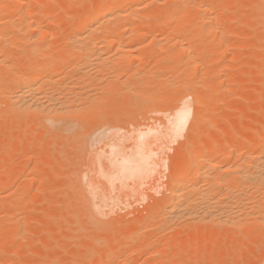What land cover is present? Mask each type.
<instances>
[{
  "label": "rangeland",
  "instance_id": "1",
  "mask_svg": "<svg viewBox=\"0 0 264 264\" xmlns=\"http://www.w3.org/2000/svg\"><path fill=\"white\" fill-rule=\"evenodd\" d=\"M30 1L34 5V6L32 5V9L34 7L35 11H36V8H37V11H36L37 14H35L36 17L34 16L35 17L34 19H35V22H38V23L41 20L40 22L42 24V26H41L42 32L47 31L49 33H53V35H54L53 37H51L52 39L51 38H50V40L48 39L49 41L47 42L46 45H48V44H50L51 46L57 45V48H59L60 45L62 46V47L60 46L61 49L60 48H59V50L57 49L58 51L55 54L54 53L52 54L51 49H50V51L48 50L49 57L54 58L57 56V61L62 63V66L65 67L66 64H64V63H68L69 59H68V56L66 54V50L63 49V47H64L63 44H65V41L67 39L66 38L67 35L65 34V32H63V30L65 31V29L67 27L66 25L68 24V27L70 28L69 29V32H70L69 35L74 34V32L77 30L75 28V21H74L75 20L74 19V13H75L76 8L79 7L82 9H84V8L87 9L89 4H92L94 0H80V1L79 0H38L39 3L37 2V0H30ZM32 1H34V2H32ZM147 1L148 0H146L144 2L146 4L143 3L145 6L143 5V6H141L142 8H140V12H143L144 14H146L147 20L148 19L150 20V21L148 20L149 21V24H147L148 26H142V25H140V23H138L139 27L144 28L142 36H140L138 38L134 37V39L131 40L129 38V35H128V33L130 34V27L127 25V22H124V21L120 22L121 26L115 25L116 29L113 28L115 31L118 30L117 32H119V33L121 32V34L123 33V36L125 35V37L127 38V40H126L124 37V39H125L124 41H126L127 44L128 43L131 44L133 49H134V51L132 52L133 54H130V56H129V63L127 65L128 69H126V71H123L121 69L122 64L126 65L123 62L124 60H122V58H121V60L119 61L120 64L122 63L121 66L119 63L116 64L118 73L114 70L115 69L114 65L118 61L114 63V65H113L114 69L112 68L113 71L111 70V72H110L108 69L107 72L108 73L110 72L111 76L117 75L118 78H117V76H116V78L122 82H123V80L125 82V80L134 79V80H136L135 81L136 83L138 81H139L138 83H140L141 80L146 84L148 83L147 85H151V83H153L152 85L155 86L156 89L159 88L156 86L159 85L160 81L163 78L165 79V77H166V78L170 79L171 87L173 88V89H171V91L173 90V92L171 93V91H170V94H171L170 96L173 97L171 99H174L176 101L177 97H179L178 95L183 96L185 94L186 90L183 88L179 89V87L177 85H175L176 83L174 84L175 77L177 78L179 75L183 74V71L187 67L189 68V66L191 67V66L198 65L195 75H193V77H191V81L196 83L197 87L199 88L198 90L200 92L205 93L206 90L202 91L203 85H205V83L209 84V85H213L214 83L219 82L221 80L224 81V83H223L224 91H222L219 95V99L224 103V107L222 109H220V111H219L220 114L218 113L219 114L218 116H220V121L217 124V128L214 129V127H212L210 125L209 121L206 122L208 128H211V129H209V133H211V134L215 133L213 136L216 138V141H217L216 143L219 146V148H221V149L225 148L224 150L226 152L230 153V151L232 152V150L234 149V147L232 148V146H235V144L233 142H235V141L239 142V141H242V140H245V139H248L249 137H251V133L253 131V130H251V128L252 129L256 128L258 130V132L262 131V129H263L262 126L264 125V79H263L264 78V52H263L264 49H262V48H264V46H263L264 45V19H263L264 18V0H225V1L222 0L224 2L219 1L221 6H223V5L226 6V8H225L226 10L225 9H224V11L218 10L217 11L218 13L217 12L214 13L211 16L212 20L207 19L206 23L203 25L204 27L203 26L202 27L201 26H197V27L194 26V28H192L193 26L192 27L190 26L192 28L191 31L189 32V34H191V36L188 34V38L190 39L191 42L187 38L186 42H184V43L179 41V40H181L180 35L184 34L185 29L190 28L189 25H186L187 24L186 22L191 23V20L194 18V15H191L190 17L186 16L184 18V21H186L185 25L178 26L179 28L172 26V25H167V26L163 25L164 27L162 25H158V27H155V25H156V24H154L155 19L160 18V16H162L161 18L164 17L163 19H167V18H169L170 15L169 14L164 15L163 12L161 13V12H159V10L152 8L150 6V0L148 2ZM154 1L156 2V0H154ZM157 1H159V4H160V5H158V3L156 2L158 6L164 5V7L165 6L167 7L168 3H169V5H171V4L178 5V3H179L180 5H184V6H190L191 3H192L191 5L196 4V3H197L196 5H204V4L206 5L207 3L208 4H210V2L212 3V0H204V1L203 0H171V1H169V0H162V1L157 0ZM184 1H185V3H184ZM213 1H215V0H213ZM22 2L27 3L28 0H26V1L22 0ZM174 2H175V4H174ZM176 2H177V4H176ZM262 2H263V4H262ZM41 4H42V6H40ZM141 9H144V11ZM50 12H52L51 16L49 15ZM140 12H139V17L144 16V15H142L143 13L140 14ZM245 12H248L249 14H247V13L245 14ZM148 13H150V14L148 15ZM192 13H193V11H192ZM251 13H253V14H251ZM44 16H45V18H44ZM16 18L18 19L19 17L17 16L14 19V20L18 21L19 19L17 20ZM252 19H254V20H252ZM46 20H48V21L46 22ZM231 20H232V23H230ZM48 23H51V25H48ZM153 25H154V27H153ZM190 25H192V24H190ZM115 26H113V27H115ZM118 26H120V27H118ZM185 26H187V27H185ZM137 27H138V25H137ZM199 27H201V28H199ZM222 27H224V28H222ZM177 28L179 31H177ZM53 30H54V32H53ZM205 32H206V34H205ZM206 35H207V37H206ZM200 37L202 39L198 40ZM153 38H155V39L153 40ZM194 39L197 42H195ZM225 40H227V41H225ZM131 41H133V42H131ZM143 41H144V43H143ZM193 41H194V43H193ZM218 44L220 47H218ZM190 45H191V47H190ZM226 45L227 46L229 45L230 48L229 47L226 48ZM249 45H250V47H249ZM260 45H261V47H260ZM146 46H148V47H146ZM234 47H236V48H234ZM156 48H157V50H156ZM182 48H186L187 50H191L192 53L199 51L200 53H203L207 56L211 55V60L208 61L207 63L204 62V64H203L202 63L203 61L201 62L200 59H197L198 57L195 58L196 53H195V55L192 54L190 56V57H193V59H191V58H189L188 54L187 53L184 54L183 51L180 53H183L184 55L180 54V56H178L179 58L176 59V57H173V56L171 57L172 52L181 51ZM224 48H226V49H224ZM176 49H177V51H176ZM259 49H261L263 51H261ZM156 51H157V53H155ZM218 51H221V52H218ZM148 52H151V54L150 53L148 54ZM152 52H154V54ZM19 54H20V56L19 57L17 56L18 58H20L21 55H23L22 52L21 53L19 52ZM140 57L145 60L144 65L141 64V60H140L141 58ZM192 62H194V63H192ZM169 63H170V65H169ZM188 64H192V65L188 66ZM184 66H186V68ZM226 66H227V68H225ZM111 67H112V65H111ZM111 67H110V69H111ZM252 67H254V68H252ZM65 68L67 71L69 67L67 68V66H66ZM174 68L175 69L180 68V71L178 72L177 75H174V71H175ZM138 69H141V70H138ZM149 70H151V73H148V72H150ZM152 71H154V72H152ZM114 72L116 75L113 74ZM125 72H127V73H125ZM234 73H235V75H234ZM103 74L106 75V73H99L98 76L99 75L104 76ZM107 75H109V74H107ZM107 77L108 76H105L104 79H106ZM158 77H159L160 81H159ZM117 79H115V80H117ZM134 80H132V81L134 82ZM155 80H156V82H154ZM122 82H121V84L124 85V83H122ZM141 84L142 83H140V85ZM146 84H145V86L144 85L143 86L146 88L147 87L149 88L150 86H147ZM122 85L118 84L119 87H121ZM140 85H138L140 87V89H139V87H137V89L144 91L141 87L142 85L141 86ZM152 85L149 89L147 88L149 91L146 90L147 91L146 93L149 94L152 91V89H154L152 87ZM176 87L178 88V90L182 89V91H178ZM123 88L121 90H123ZM146 88H144V89H146ZM125 89L126 88H124L123 91H116V93L115 92L111 93V94H113L112 95L113 98H111V99H113L112 101H114V102L109 101L110 98L105 99V96H107V92L103 93V91H102V93H101V91L96 92L97 89H95L96 91L93 90L94 91L93 93H95V92L99 93V96L103 97L102 100H104V101L106 100L105 102L101 101V104H99L100 102L97 103V101H96L97 105L99 104L101 106L100 107L98 105L96 107L98 110L97 113L95 112L96 111V108H95L96 105L94 106L93 104H90V106L92 105L91 107L94 106L93 109H95V111L92 110L93 113H96V115H97L96 117L99 116V118L95 117L96 120H94L91 117V113H88L87 112L88 110H87L84 112V116H85V113L87 112L86 117H81L82 119L80 117H78V119L74 118L77 121H75L74 119H71V121L74 120L72 127H74V124H75L76 128L78 127V129H76V131H74V133L72 132L73 133L72 135H71V131H70V133L64 132V135L66 133L67 134L66 136H68L67 138L65 137L66 139L63 138L64 137L63 134H61L62 137L58 136V134L62 131L61 129L64 127H65L64 131L70 130L71 122H70V128H69L68 127L69 121H70L69 119H67V121L69 120L68 122L65 120H64V122L62 121L63 124H65V122H67L66 124H68V125H63V124H61L62 122L59 123L58 126L60 128L58 127L59 131L57 130V139L58 140L56 142H53V143H49L48 139L46 137L42 136L41 129H39V128H38L39 131L36 130L37 132L34 130V128L33 129L29 128V131L27 130V132H26V129H24L23 126H19V125L16 126L15 125L12 129L0 130V148H1L0 149V164L3 166L2 168H0V170L2 169L1 170L2 173L0 172L1 173L0 174V182H2V184H0V213L3 212L2 213L3 216H1V214H0V223L3 225V229L0 230V232L3 231L0 233V253H1L0 254L1 255L0 256V259H1L0 263H2V264H97L99 261L104 259L108 250L113 249L114 253L111 254L112 260L109 261V264H158V262L161 260V257L163 256L162 254H163V251L165 250L164 248L166 247L167 249H169V250L166 249L167 251H169V253L170 252L171 253L174 252V253L170 254L172 256H169V259H168L169 261L167 260L165 262V264H258V261L261 260L262 255H263V248H264L263 242L264 241L261 242L262 237H256V234L254 237V234H252V233H251L252 235H250V233H244V231L242 229H240L239 230L240 232H239L238 229L235 230V229H231L229 227L227 229V231L229 229L233 230V231L229 230L232 234L228 231L227 235L225 237H222L223 235L221 236V233L223 234L225 232V230H223L224 228H221L222 231L219 234L218 231H220L219 230L220 228H216V227H219L218 225L216 226V223L212 224L213 222H211V221H210L211 223L210 222L208 223V220H207L205 222L207 225L203 224L204 226L202 225L203 226L202 227L203 229H202V228H199V227H201L200 221H198L200 223H197V220H195L196 221L195 222L189 218H186L187 220L185 218L184 219H185V221H188L190 224L188 222H187V224H185L186 222L184 220H182V221H184V223H183L180 219H178L179 222L180 221L182 222V225H180L181 223H179L177 220L176 221L178 223H175V222L174 223L177 224L179 228L173 226L172 223H168V226L170 224L173 227L170 226L169 228H166V227H168L166 225L167 224V222L165 220L166 217H163V216H167V214L165 213L166 214L165 215L163 211L161 213H159L161 210L158 208L159 207L161 208L160 205H163V202L165 203V201H166L165 198L167 197L166 194L168 195L169 189L171 188L170 186L172 185V182H174V179H175L174 172L178 171V170H176V168L177 169L182 168L180 166L181 165L183 166V162H182L183 160L182 159L184 158V156H188L190 159L191 154H192V156L195 154V153H191V150L193 151V149H195V148L196 149L198 148V150H199L201 148L200 147L201 145L198 144L199 141H196L197 143L196 142L191 143L187 139V137H185L188 135L187 131H185V133L183 132L184 134L182 133L177 138L165 136V137H163V139L161 140L160 143L158 142L156 145L153 146L154 150L150 151V152H152L153 156H151L152 154L149 153V156H150L149 159H151L149 161V163H152V164L155 163L153 165H155L156 167L149 164V168L152 169V171L149 169V171H151V174L149 172V174H150L149 178L146 177V176H149V175H147L148 174L147 173L145 176V178H147V179H145L144 181L143 180L136 181L138 184L136 182L134 184L133 181H131L130 184H128L129 187L132 183H133V186L135 185L134 188H130L131 191H129V188H128L127 194L130 193L129 196L125 195L126 194L125 192L127 190V188H125L126 185L124 186V188L116 189V186L118 188L121 185L118 181H116L118 183L115 182V187L114 186L113 187L120 194L117 191H115L112 186H110L111 190L109 189V191H112L110 193H111V195H113L112 196L113 198L110 197V193H108L109 199L102 198L98 194L97 197H95V200H96V205L98 204L101 209H97V208H99V206H96L95 210L98 211L96 213H100V214H98V215L96 214L95 216L90 214L88 207H86V205H87L86 198H87V196H89L88 193L94 194V191L92 192V189L95 188L96 184L94 182V173L92 172L93 171L92 168H94V165H97V164L95 163L96 161H92L91 163L94 165H91L92 171H90L91 169H90V165H89L88 161L89 160H96L97 156L100 153H101V155L103 154L102 151L105 153V151H107L109 149V147H110L109 144H111V142L113 143L117 139L119 140L121 138V135L124 136V135L128 134V132H129L128 130L135 131L134 130L135 127H136V129L139 128L138 130H140V131L145 130V132H148L146 130L150 129L149 133L156 132V130H157L158 132L156 133V135L163 134L164 130L167 128L168 114L166 113L167 116H165V113L163 114V112H160V113L157 112L158 111L157 108L159 109L162 107V105H164V104L167 105V103H164V104H162L163 102L160 104L158 103V106L161 105L158 107V106H154L157 103L156 102L155 104L153 103L151 108L149 105H151L152 103L149 104L147 102L149 105L147 103H145V107L147 105V106H149L148 109L149 108L151 109V110L149 109V111L146 112L148 114L147 115L146 113H144V111H146L147 108L146 109L144 108V111L141 109L139 111L138 107H135V106L133 107L132 105L127 104V102L130 103V101H129L130 98L128 99V97H127L130 94L125 96V94H123L124 91H126ZM118 90H119V88H118ZM139 90H137L138 93L140 92ZM183 90H184V92H183ZM155 91L157 92L159 90L154 89V91H152L150 94L156 93ZM130 92H131V96H133V93H135L136 95H139V94H137L136 91L131 90V91H129V93ZM206 92L209 94V91H206ZM101 94H105V96H103ZM136 95H134L136 98L133 97V100L137 106L138 102L136 103V100L138 101L139 98H141V97L139 95V97L137 99ZM172 95H174V96H172ZM108 96H110V94ZM125 97L127 100L126 104H125ZM181 97H179V98H181ZM120 98H121L122 102H121V100H119ZM144 100H143V102H144ZM131 102H133V101H131ZM96 103H94V104H96ZM140 103H141V101H140ZM135 104H133V105H135ZM90 106L87 105L86 107L88 108ZM169 106L170 105L168 104V106H165V107L169 108ZM126 107H128V108H126ZM152 107H154V108H152ZM105 109H107L106 110L107 112L105 111ZM134 109H136V110H134ZM152 109H154V110H152ZM103 111H105L107 113V115H105V113ZM108 111H111V112L109 113ZM129 111L130 112L132 111V113H130ZM127 112H128V115H125V113H127ZM93 113H92V115L95 116ZM102 113H104V114H102ZM108 113L110 115H108ZM121 113L122 114L124 113V115L121 116L122 119L120 120L119 116L122 115ZM87 114L91 118L88 117L89 118L88 119ZM153 114H154V116H153ZM132 115H135V116H132ZM136 115H137L138 120H140L141 122L136 120V124H135V122H134L135 120L132 122L131 117L136 118ZM142 115H143V117H142ZM150 116H152V117H150ZM160 116H161V118H160ZM156 117H158V118H156ZM109 118H111V120ZM143 118H144V120H143ZM106 119H108V120H106ZM142 122L146 123V124H143ZM260 123H261V125H260ZM121 124L124 127H120ZM61 125H63V127ZM256 125H258V126H256ZM114 126L115 127L118 126L119 128L116 127V129H113V130H116V135L113 136L112 134L115 131H113L112 128H114ZM142 126L144 127L143 130H142V128L140 129V127H142ZM243 126L246 127V130L244 132L240 133V128ZM103 127H104L103 130H105V131L101 130V132H103L102 133L103 136L105 134L107 135L108 132L110 133L111 131H113L111 136L107 135L108 136L107 137L105 135V137H103V139L99 138V140L101 139L102 141L95 142L98 139V137L102 136V134L98 135V133H95V132H97V131L99 132V130L102 129ZM150 127H152V129ZM155 127H157V128H155ZM105 128H107V129H105ZM159 128H160V130H159ZM108 129H110V131H108ZM200 129H201V127H200ZM200 129L197 126L192 131L191 136L195 135L197 137V135H199V134L201 135V133L203 131H202V129L201 130ZM152 130H155V131H152ZM233 130L236 131L237 134L234 133V136L231 137L230 133L234 132ZM196 131L198 132V134ZM101 132H99V133H101ZM61 133H63V131ZM68 133L70 136L68 135ZM94 133L98 135V136H96L97 138L94 137ZM142 136H144V135L139 136V137H141V139H139L140 141L143 140ZM59 137L61 139H63L64 141L59 140ZM90 137L91 138L93 137V140H95L94 138H96V140L93 142V141H91L92 139ZM198 138H199V136H198ZM144 139H145V137H144ZM71 140H72V142H70ZM223 141H227L226 143H228V144H226V147L222 145ZM229 141H230V143H229ZM106 143H107V145H106ZM126 143L130 144V143H128V141ZM94 144H95V146H94ZM230 145H231V148H230ZM72 148H74V150H72ZM203 149H200V151ZM80 150H81V152H80ZM196 153H197V151H196ZM83 154H85V155H83ZM194 156H197V154H195ZM223 157H219V159H218V161H221V164H224L223 162L227 160L226 157H224V158ZM177 158H179V159H177ZM62 159H64L65 161ZM84 160H86V161H84ZM1 165H0V167H1ZM14 166L16 167V169H14L15 168ZM36 166H37V168H36ZM80 167H82V168H80ZM34 168H36V169H34ZM41 168H45L43 170L44 172L43 171L40 172ZM172 168H174V170H172ZM6 170H7V172H6ZM5 172L8 174V177L10 178L9 181H4L5 176H7V175H4ZM10 172H12V173H10ZM213 172L216 173V175L213 174ZM213 172H212V176L215 175V177H218L217 171H213ZM20 173H22V174H20ZM40 173L42 175H40ZM71 175H73L74 178ZM229 176L231 177V174ZM83 177H84V180H83ZM222 177L225 178L227 176L223 175ZM228 177L226 180H228ZM99 178L100 177L97 176V180ZM101 179H103V178H100V181L98 180L99 183L102 182ZM85 181H86V183H85ZM104 182H106V180H104ZM104 182L101 184L103 185ZM81 183L84 184L83 186H86L85 189H87V190L84 191L85 193L81 190ZM97 184H98V182H97ZM102 185H100L101 187L98 185L99 188H102ZM131 187H132V185H131ZM89 189L91 190V192ZM138 189H139V191H138ZM123 191H125V192L122 195ZM116 192H117V194H116ZM216 193H218V192H216ZM114 194L116 195L115 196L116 198H114ZM169 194H170V192H169ZM120 195H121V197H120ZM14 197L17 199V201L19 200L18 203L17 202L15 203L16 199ZM21 198H22V200H21ZM54 198H55V200H54ZM56 199H57V201H56ZM10 202H11V204H10ZM80 202H82V203H80ZM51 203H53V204H51ZM155 206H156V208L158 207L157 209L155 208V210H157V211L160 210V211L158 213L154 214V212H152V211H155V210H153ZM197 209H198V207H197ZM100 210H101V212H100ZM12 211H13V213H12ZM161 214H163V215H161ZM4 215H6V218H2V217H4ZM120 216H121V218H120ZM122 216H124V217H122ZM142 216H144V217L148 216L145 219V221L147 220L148 223H146L147 222L146 221V222H144L145 225H143V221H144V217H143L142 223L140 225L138 224V226H140V228H139L140 230H141V225H142V230H141L142 235H139L141 237L139 239L140 240L142 239L143 243L141 244V246L135 248L134 250L132 249L130 252L131 257H129L130 258L129 262L123 263L121 258H119V256L125 250L123 247V240L122 239L127 237L126 229H128V228L130 229V227H133L131 225H134V223L135 224L137 222L139 223V219L140 218L142 219ZM161 219L164 222H166V224H164L165 226L163 225L164 226L163 230H162L163 222ZM159 220H161V221L159 222ZM198 220H200V219H198ZM191 221L195 222V224H194L195 226H192L193 224ZM6 223H9V224H6ZM202 223H203V221H202ZM147 224L148 225L150 224V227L148 226L144 229L143 227H145ZM129 225H130V227H128V228L125 227V226H129ZM184 225L185 226L189 225V226L185 227ZM208 225L213 226L212 229H211V226L209 227ZM4 226H6L7 229ZM102 226H105V230L100 231L99 229H102ZM119 226L125 227V231L122 232L123 228L119 229L120 228ZM154 226H155L157 235H160V238H161V236L163 234L165 236V238H164V236L162 237L164 239H162L161 240L162 242H160L156 246L157 248L155 246H153L154 247V248L152 247L153 249L152 248H150L151 250L148 249L150 252V255H151V253H152V255L145 257L141 252H144L147 249V247H148L147 243L150 242V240H149L150 238L148 239V237H149V235L152 234L153 230L155 232ZM158 226L161 227V229L159 228L160 230H162V231L166 230V232H164V233L162 232V234H158V232H159L157 230ZM191 226H192V228H190ZM222 226L223 225H221L220 227H222ZM224 227H225V229L227 228V226H224ZM4 228H5V230H4ZM147 228H148V230H147ZM143 229H144V232H143ZM209 230H210L211 234L207 235L209 233ZM234 230L237 231L239 234H237V232L233 233ZM248 230H249V228H248ZM252 230H250L249 232H252ZM167 231H169V232H167ZM146 232H148V233H146ZM262 232L264 233V227H262L259 230V232H257V234L261 236V234L263 235ZM203 233H205V236L203 235ZM155 234L151 235V236H153V239L155 237H157ZM235 234H237L239 237H241L242 240H240V239H239V241L236 240L235 243L233 244L235 237L237 238V236H235ZM143 235L145 236V238L143 237ZM232 235H234L233 239L230 237ZM249 236H250V238L248 239ZM194 237H195V239H193ZM263 238H264V236H263ZM147 239L149 240V242L147 241ZM175 239H177V240H175ZM259 239H261L260 242L262 244L261 243L259 244V242H258ZM168 240H170V241L168 242ZM253 240H255L256 242ZM178 242L181 243V244L179 243V246L181 245L180 246L181 248H178L177 249L178 251H176L174 248V245L175 244L177 245ZM186 242L188 243V245ZM228 242L230 244V247L225 244ZM230 242H232V243H230ZM236 242H238L239 245H237ZM92 244H94L96 247ZM112 244H113V247H112ZM184 244H186V245H184ZM196 245H197V247H196ZM65 247H67V248L65 249ZM76 248H77V250H76ZM173 248H174V250H173ZM82 251H85V252H82ZM261 252H262V255H260ZM198 253H200V255ZM258 256L259 257L261 256L260 260H259Z\"/></svg>",
  "mask_w": 264,
  "mask_h": 264
},
{
  "label": "bare ground",
  "instance_id": "2",
  "mask_svg": "<svg viewBox=\"0 0 264 264\" xmlns=\"http://www.w3.org/2000/svg\"><path fill=\"white\" fill-rule=\"evenodd\" d=\"M24 1H26V0H24ZM29 1L30 0H28L27 3H24V2H22V0H0V130L12 129L15 125L16 126H18V125L23 126V128L26 129V132H27V130L29 131V128H32V129L34 128L35 131L38 130V128H39V129H41L42 136L46 137L48 139L49 143H53V142H56L58 140L57 139V130L59 131V129H58L59 123L62 121L64 122V120L67 121V119H69L70 121L68 120L69 121L68 127L70 128V122H71L70 130L64 131L65 130L64 129L65 127H64L61 129L63 131V133H61L62 132L61 130H60L61 131L60 133L58 132L59 133L58 136L62 137L61 134H63V136H64L63 138H65V137L67 138L68 137V136H66L67 132L70 133V131H71V135H72L74 133V131H76V129H78V127L76 128L75 124H74V127H72V124L74 123L73 121L74 120L77 121L76 119H78V117H80V118L86 117V113L88 112V113H91V117L94 120H96V118H99V116L96 117L97 116L96 113L98 112L96 107L99 104H101V101H104V100H102L103 97L99 96V93H96L98 91H101V93H102V91H103V93L107 92V96H105V94H101V95L105 96V99H109V98L111 99V98H113L112 97L113 94H111V93H114V92L116 93V91H123L124 88H126L125 89L126 91H124L123 94H125V96L130 94L127 96L128 99L130 98V100H129L130 103L127 102V104L132 105L133 107L134 106L138 107L139 111H140V109L144 111V108L148 109L149 106L151 108L153 103L155 104L156 102L157 103L154 106H158V103L160 104L162 102H163L162 104L167 103V105L164 104V105H162L161 108H159V109L157 108L158 111L156 110L158 113H160V112H163V114L165 113V116H167V114H168L167 128L164 130L163 134L156 135V133L158 132L157 130H156V132L149 133L150 129L146 130L148 132H145V130L140 131V130H138L139 128L136 129V127H135V129H134L135 131L128 130L129 131L128 134H126L124 136L121 135V138L119 140L115 139L116 140L115 142H113V143L111 142V144H109V146H110L109 149L107 151H105V153L102 151V153H103L102 155H101V153L100 154L98 153L100 156L98 155L96 160H89L88 161L89 165H90V169L92 168L91 165H94L91 163L92 161H96L95 163L97 164V165H94V168H92L93 171H92V169L91 170L89 169L90 171H92L94 173V182L96 184L95 188L92 189V192L94 191V194L88 193L89 196H87V198H86V203L88 205V206L86 205V207H88L90 214L94 215V216L96 214L97 215L100 214V213H96L98 211L95 210L96 206H99L98 204L96 205L95 197H97V195L99 194L102 198L109 199L108 193L112 192V191H109L110 186L115 187L116 181H118L121 184L118 188L116 186V189L124 188V186L126 185L125 188H127V190H126V192L123 191L122 195L125 192L126 193L125 195L129 196L130 193L127 194L128 188H129V191H131L130 188L135 187V185L133 186V183L135 184L136 181H140V180L144 181L145 179L150 177L152 169L149 168V164L150 165L155 164V163H153V164L149 163V161L151 160V159H149V157H150L149 153L152 154V152H150V151L154 150L153 146L156 145L158 142L160 143L161 140L163 139V137H165V136L177 138L183 132L185 133V131H187L188 135L185 137H187V139L191 143H195L196 141H199L198 144L201 145L200 149H203V148L204 149L200 151V149L198 150V148L197 149L195 148V149H193L194 152L191 150V153H195V154H197V156H194L195 155L194 154L193 155L194 157H193L191 154L190 159L188 156H184V158L182 159L183 161L181 160L183 162V166L181 165L180 167H182V168L177 169L175 167L176 170H178V171L174 172L175 179H174V182H172V185L170 186L171 187L169 189L170 194L168 192L169 196L166 194L167 197L165 198L166 201L164 200L165 203L163 202V205H160L161 208L157 207L161 211L159 210L160 211L159 212V211L155 210L156 206L154 207L153 210H155V211H152V212H154V214L158 213V212L161 213L162 211L164 212V214L165 213L167 214V216H163V217H166L165 220H166L167 224H166V222H164L161 219L163 222L162 230H163V227L165 226L164 224H166L168 226V223H172L173 226L179 228L178 225L175 224V223L179 222L178 219H180L181 221L182 220L185 221L186 218H189L193 221L197 220V223L201 222L200 223L201 227H199V228H202L204 225H207L205 222L208 220V223L211 221V222H213L212 224L216 223V226L217 225L219 226V227H216V228H220L219 229L220 231H218L219 234L222 231L221 228H224L223 230H225V232L223 234L221 233V236L223 235L222 237H225L229 230L233 231L231 229H235V230L238 229V231L240 229H242L244 231V233H250V235L254 234V237H255V234H256V237H262V241H261V239L258 240L259 244L261 242H263L264 241V238H263L264 233L262 232L263 235L261 234V236H260L257 234V232H259V230L262 227H264V125L262 126L263 127L262 131H259V132L256 128H254V129L251 128V130H253V131L251 133V137H249L248 139H245V140H242L239 142H237V141L233 142L235 144V146H232V148L234 147L232 152L230 151V153H228L224 150L225 148L224 149L219 148V146L216 143L217 142L216 138L213 136L215 133H213V134L209 133V129H211V128H208L206 122L209 121L210 125L212 127H214V129L217 128V124L220 121V116H218L220 114L219 111H220V109H222L224 107V103L219 99L220 93L222 91H224V89H223L224 88V86H223L224 81L221 80L219 82L214 83L213 85H209V84L205 83V85H203L202 91L203 90L209 91V94L206 91H205L206 94L204 92H200L198 90L199 88L197 87L196 83L191 81V77H193V75H195L198 65L190 67L189 65H192V64H188L189 68L188 67L186 68V66H184L186 69L183 71V74L179 75L177 78L175 77V79H174V81H175L174 84L176 83L175 85H177L179 87V89L183 88L186 90L185 94L183 96L178 95L179 97H181V96L182 97L181 98L177 97V99L178 98L179 99L178 100L176 99V101H175L174 99H171L173 97L170 96L171 95L170 91H171V89H173L171 87V81H170V79H168L166 77H165V79L163 78L161 81L158 77V79L160 81L159 85L156 86V87H159L158 89H156L155 86L152 85L153 83H151L152 87L155 90H159V91H157V92L155 91L156 93L150 94L152 91H154V89H152V91L148 94L146 92L149 91L148 89L151 87V85H147L148 83L146 84L141 80L140 81V83H142L141 84L142 86H141L140 83H138L139 81L136 83L135 82L136 80H134V79H132V80H134V82L131 79L125 80V82H124V80H123V82L119 81V79H117L118 76L115 74V72L113 74H115L117 76V78H116V76L110 75L111 74L110 72L113 68L114 63L118 61L114 65L115 69L113 68L117 72L116 64L119 63L121 58H122V60H124L123 62L126 65L121 63L122 64V66H121V64L120 63L119 64L121 66V69L123 71H126V69H128L127 65L129 63V56H130V54H133L132 52L134 51L132 45L129 43L127 44L126 41H124L125 39L127 40L125 35L123 36V33L121 34V32L119 33V32H117L118 30L115 31L114 29H116L117 25L121 26L120 22L124 21V22H127V25L130 27V34L128 32L127 33H128L129 38L131 40H133L134 37L138 38V37L142 36L144 28L139 27L138 23H140V25H142V26H148L147 24H149V21H150L149 19H148L149 21L147 20L146 14H144L143 12H140V8H142L141 6L146 4V3H144L146 0H94L92 4L88 3L89 6L87 7V9H85V8L82 9L79 7L76 8L75 13H74V19H75L74 21H75V28L77 30L74 32V34L69 35V33H70L69 29L70 28L68 27V24L66 25L67 26L66 29L64 28L65 31L63 30V32H65V34L67 35V37H66L67 39L65 41V44H63V46H64L63 49L66 50V54H67L68 59H69L68 63L63 62L64 64H66L65 67L66 66H67V68L69 67L67 71H66V68L62 66V63L57 61V56L54 58L52 57L53 59L51 57H49L48 50L50 51V49H51L52 54L53 53L55 54L59 50L61 45L59 46V48H57V45H55V46H51L50 44L46 45L47 42L50 40V38L53 37L54 35H53V33H49L47 31L42 32V30H41L42 24L40 22L41 20L38 23V22H35V19H34L36 17L35 14H37L36 13L37 8H36V11H35L34 7L32 9L33 3H31V1L30 2ZM169 1H171V0H169ZM219 1H222V0H215V1L212 0V3L210 2V4L207 3L206 5L205 4L204 5H196L197 3L191 5L192 4L191 3L190 6L180 5L179 3H178V5H173V4L169 5V3H168L167 7L166 6L164 7V5L158 6V5H160L159 1L156 0V2L158 3V5H157V3L154 0H150V6L152 8L159 10V12H161V13L163 12L164 15L165 14L170 15L169 18H167V19H163L164 17L161 18L162 16H160V18H158V19H155L154 24L157 25V26L155 25V27H158V25H162V26L163 25H165V26L172 25L175 27L182 26V25H185L186 21H184V18L186 16L190 17L191 15H194V18L191 20V23L186 22L187 23L186 25H189V27L193 26L192 28H194V26H196V27L201 26L202 27L206 23V20L211 19L212 18L211 16L214 13H216L218 10L224 11L226 6L225 5L221 6ZM224 1H222V2H224ZM32 2H34V1H32ZM37 2H38V0H37ZM184 3H185V1H184ZM174 4H175V2H174ZM176 4H177V2H176ZM262 4H263V2H262ZM40 6H42V4ZM141 10L144 11V9H141ZM192 11H193V13H192ZM139 12H140V14L143 13L142 15H144V16L139 17ZM51 13L52 12H50V14H49L50 16H51ZM246 13L249 14L248 12H245V14ZM149 14L150 13H148V15ZM251 14H253V13H251ZM17 16L19 17L18 18L19 20L16 18L18 21L14 20L15 17H17ZM44 18H45V16H44ZM252 20H254V19H252ZM47 21L48 20H46V22ZM51 23H48V25H51ZM230 23H232V20ZM190 24H192V25H190ZM137 25H138V27H137ZM113 26H115V27H113ZM120 26H118V27H120ZM153 27H154V25H153ZM185 27H187V26H185ZM191 27L189 29L188 28L185 29L184 34L182 33L183 35H180V38H181V40H179L180 42H183V43L186 42V39L188 38V34L192 29ZM201 27H199V28H201ZM178 28H177V31H179ZM222 28H224V27H222ZM53 32H54V30H53ZM205 34H206V32H205ZM189 35L191 36V34H189ZM124 37H125V39H124ZM206 37H207V35H206ZM154 39L155 38H153V40ZM200 39H202V38L200 37L198 40H200ZM227 40H225V41H227ZM189 41H190V39H189ZM131 42H133V41H131ZM195 42H197V41L195 40ZM143 43H144V41H143ZM193 43H194V41H193ZM146 47H148V46H146ZM190 47H191V45H190ZM218 47H220L219 44H218ZM227 47H229V45L228 46L226 45V48ZM249 47H250V45H249ZM260 47H261V45H260ZM226 48H224V49H226ZM234 48H236V47H234ZM262 49H264V48H262ZM156 50H157V48H156ZM259 50H261V49H259ZM176 51H177V49H176ZM182 51L184 54L187 53L189 58H191V59H193V57H190V56L192 54L195 55V53H196L195 58L198 57L197 59H200L201 62L203 61L202 62L203 64H204V62L207 63L208 61L211 60V55L207 56L203 53H200L199 51H197L198 53L197 52L192 53L191 50H187L186 48H182V50L178 51V52H175V51L172 52L171 57L172 56L176 57V59L179 58L178 56H180V54H183V53H180ZM261 51H263V50H261ZM19 52L20 53L22 52V54H23V55H21L20 58H18L20 56ZM218 52H221V51H218ZM149 53L151 54V52H148V54ZM152 53L154 54V52H152ZM155 53H157V51ZM140 60H141V64L144 65L145 60L143 58H141ZM194 62H192V63H194ZM111 65H112V67H111ZM169 65H170V63H169ZM110 67H111V69H110ZM225 68H227V66ZM252 68H254V67H252ZM108 69L110 71L109 73L107 72ZM138 70H141V69H138ZM174 70H173L174 75H177L178 72L180 71V68L179 69L174 68ZM149 71L150 72H148V73H151V70H149ZM154 71H152V72H154ZM99 73H106V75L103 74L104 76L101 75L102 77L99 75L101 77L100 78L98 76ZM125 73H127V72H125ZM107 74H109V75H107ZM234 75H235V73H234ZM105 76H108V77L106 79H104ZM115 79H117V80H115ZM121 82L124 83V85H122ZM154 82H156V80ZM118 84L122 85L121 86L122 88L124 87L123 90H121L122 88L119 87ZM145 84L147 86H150V87L149 88L147 87L148 88L147 89L146 87H144ZM138 85H140L145 92L142 90H139L140 87ZM137 87H139V89H137ZM118 88H119V90H118ZM144 88H146V89H144ZM95 89H97V91ZM127 89L128 90L130 89L129 91H131V90L136 91L137 94L140 95L141 98H139L138 101L135 99L136 103L138 102L137 106L133 100V97L136 98L134 96L136 94L133 93V96H131V92L129 93V91ZM93 90H95L96 92L93 93L94 92ZM137 90H139L140 92L138 93ZM177 90H178V88H177ZM178 91H182V89L178 90ZM172 92H173V90L171 91V93ZM183 92H184V90H183ZM109 94L111 97L108 96ZM139 95H136L137 99H138ZM172 96H174V95H172ZM110 99H109V101L113 100V99H111V100ZM119 100H121V98ZM143 100H144V102H143ZM96 101H97V103L98 102H100V103L97 105ZM126 101L127 100L125 97V104H126ZM131 101H133V102H131ZM140 101H141V103H140ZM112 102H114V101H112ZM121 102H122V100H121ZM147 102L149 104H151V103L152 104L149 105ZM94 103H96V104H94ZM145 103H147L149 106L146 105V107H145ZM90 104H93L94 106L96 105L95 106L96 111H95V109H93L94 106L91 107L92 105L90 106ZM133 104H135V105H133ZM168 104L170 106H169V108H166L165 106H168ZM87 105L90 106L91 108L90 107L87 108L86 107ZM159 106H161V105H159ZM126 108H128V107H126ZM152 108H154V107H152ZM147 109H146V111H144V113L149 111V109L148 110ZM92 110H94L96 113H93ZM106 110L107 109H105V111ZM134 110H136V109H134ZM152 110H154V109H152ZM85 111H87V112L85 113V116H84ZM105 111H103V112L105 113V115H107V113H106L107 111L106 112ZM108 112L110 113L111 111H108ZM92 113L95 116H93ZM104 113H102V114H104ZM109 113H108V115H110ZM130 113H132V111ZM123 115H124V113L119 116L120 120L122 119L121 116H123ZM125 115H128V112L125 113ZM132 116H135V115H132ZM153 116H154V114H153ZM88 117L91 118L87 114V118ZM142 117H143V115H142ZM150 117H152V116H150ZM74 118H76V119H74ZM133 118L131 117V121L133 122L135 120L134 122L136 124V120H138L137 115H136L137 119L136 118L133 119ZM144 118H143V120H144ZM156 118H158V117H156ZM160 118H161V116H160ZM71 119H74V120L71 121ZM109 119L111 120V118H109ZM106 120H108V119H106ZM138 121H140V120H138ZM63 122L61 124H63ZM67 122H65V124H63V125H68V124H66ZM261 123H260V125H261ZM143 124H146V123H143ZM63 125H61V126L63 127ZM197 126L199 129L201 127L203 132L201 133V135L200 134L197 135V137L195 135L191 136L192 131ZM256 126H258V125H256ZM116 127H118V126H116ZM116 127L114 126V128H112V127L111 128L113 130V129H116ZM120 127H124V126H122V124H121ZM141 128L143 130L144 127L142 126V127H140V129ZM150 128L152 129V127H150ZM155 128H157V127H155ZM103 129H104V127L102 129H100L99 132H101V130L105 131ZM105 129H107V128H105ZM110 129H108V131H110ZM159 130H160V128H159ZM245 130H246V127H244V126L241 127L240 133L244 132ZM113 131H115V132L112 134ZM113 131H111L110 133L108 132L107 135L108 136H111V134L113 136L116 135V130H113ZM152 131H155V130H152ZM64 132H66L65 135H64ZM99 132L97 131L95 133H98V135H101L103 133V132H101V133H99ZM69 133H68V135H69ZM95 133H94V137L98 136ZM234 133H236V131L230 133L231 137L234 136ZM197 134H198V132H197ZM105 135L103 136V134H102V136L98 137L97 140H96L97 137L94 138L96 141L93 140V137L92 138L90 137L92 139V140L91 139L90 140L93 142L94 141L95 142L102 141L101 139H103V137H105ZM141 135H144V136H142L143 140L140 141L139 139H141V137H139V136H141ZM198 136H199V138H198ZM144 137H145V139H144ZM99 138H101V139L99 140ZM59 140H63V139H61L59 137ZM127 141L130 144H127L126 143ZM70 142H72V140ZM226 142L227 141L222 142V145L225 147H226V144H228ZM229 143H230V141H229ZM106 145H107V143H106ZM94 146H95V144H94ZM230 148H231V145H230ZM72 150H74V148H72ZM196 151H197V153H196ZM80 152H81V150H80ZM83 155H85V154H83ZM151 156H153V154ZM223 156L226 157L227 160L223 162L224 164H221V161H218V159H219V157H223ZM177 159H179V158H177ZM62 160H64V159H62ZM84 161H86V160H84ZM37 166H36V168H37ZM153 166H155V165H153ZM2 167L3 166L1 165L0 168H2ZM36 168H34V169H36ZM80 168H82V167H80ZM14 169H16V167ZM44 169L45 168H41L40 169L41 171L40 170L39 171L42 172ZM149 169L151 171H149ZM1 170H0V172H1ZM172 170H174V168H172ZM213 171H217L218 177H215L216 173H214ZM6 172H7V170H6ZM6 172L4 175H7V176H5L4 181H9L10 178L8 177V174ZM149 172H150V174H149ZM212 172H213V174H215V175H213L215 178L212 176ZM10 173H12V172H10ZM20 174H22V173H20ZM146 174L149 176H146ZM230 174H231V177L229 176ZM40 175H42V174L40 173ZM223 175L224 176L226 175L227 177L229 176L228 180H226L227 177H225V178L222 177ZM71 176L73 177V175H71ZM97 176L106 180V182L109 185L106 182H104L103 179H101L102 180L101 183L104 182V184H103L104 186H103L101 183H99L100 178L98 179L99 181L97 180ZM145 176L147 178H145ZM83 180H84V177H83ZM131 181H133V183L131 184L132 187H131V185L129 187L128 184H130ZM97 182H98V184H97ZM118 182H116V183H118ZM85 183H86V181H85ZM0 184H2V182H0ZM83 185L84 184L81 183V190L84 192L87 189H85L86 186H83ZM98 185L99 186L102 185V188H99ZM114 187H113V189L115 191H117ZM138 191H139V189H138ZM90 192H91V190H90ZM117 192H116V194H117ZM216 192H218V193H216ZM112 196L113 195H111V193H110V197H112ZM115 196L116 195L114 194V198H116ZM120 197H121V195H120ZM21 200H22V198H21ZM54 200H55V198H54ZM18 201L16 199L15 203L16 202L18 203ZM56 201H57V199H56ZM53 203H51V204H53ZM80 203H82V202H80ZM10 204H11V202H10ZM197 207H198V209H197ZM97 209H101L100 206ZM100 212H101V210H100ZM2 213L3 212L0 213L1 216H3ZM12 213H13V211H12ZM161 215H163V214H161ZM122 217H124V216H122ZM143 217L144 216H142V219L141 218L139 219V223L138 222L136 223L137 225L134 223L135 226L131 225L133 227H130V225L125 226L126 228L130 227V229L129 228L126 229L127 233L125 232L127 234V237H126L127 239L126 238H124L125 240L122 239L123 240V247L125 250L119 256V258H121L123 263L129 262V260H130L129 257H131L130 256L131 250L132 249L134 250L135 248L141 246V244L143 243L142 239L141 240L139 239V238H141L139 235H142V232H141L142 225H141V230L139 229L140 226H138V224L140 225L142 223ZM146 217H148V216H146ZM146 217H144L143 225H145L144 222L147 221V220L145 221ZM2 218H6V215H4V217H2ZM120 218H121V216H120ZM198 219H200V220H198ZM161 220H159V222ZM181 221L179 222V223H181L180 225H182V222L184 223V221H182V222ZM198 221H200V222H198ZM202 221H203V223H202ZM185 222H186L185 224H187L188 221H185ZM195 222H192L193 225L192 224L191 225L195 226L194 225ZM146 223H148V221ZM6 224H9V223H6ZM172 225L169 224V226L166 228H169ZM211 225H208V226L210 227ZM221 225H223V226L220 227ZM148 226L150 227V224L149 225L147 224L143 228L145 229ZM188 226H185V227H188ZM192 226L190 228H192ZM224 226H227V228L225 229ZM4 227L7 229L6 226H4ZM119 227H120L119 229L123 228L122 232L125 231V227H123V226H119ZM212 227L213 226H211V229H212ZM229 227L231 229H229L227 231V229ZM5 228H4V230H5ZM159 228L161 229V227L158 226L157 230L159 232L160 231L161 232L160 233L158 232V234H162V232L163 233L166 232V230L162 231ZM248 228H249V230H248ZM2 229H3V225L0 223V230H2ZM144 229H143V232H144ZM154 229H155V226H154ZM99 230L100 231L105 230V226H102V229H99ZM147 230H148V228H147ZM210 230H209V233L207 235L211 234ZM235 230L233 233L237 232ZM250 230H252V232H249ZM1 232H3V231H1ZM167 232H169V231H167ZM146 233H148V232H146ZM154 234L157 237H155L153 239V236H151V235H154ZM237 234H239V233L237 232ZM237 234H235V236H237V238H238L239 236ZM151 235H149V237H148V239L150 238L149 239L150 242L147 239V241L149 242V243H147L148 244L147 249L144 252H141L145 257L151 256L152 253L150 255V252H149V250H151L150 248H152L153 246L156 247L160 242H162L161 240L165 238V236L163 234L160 238V235H157L156 229H155V232H154V230L152 231ZM203 235L205 236V233H203ZM163 236H164V238H162ZM233 236L234 235H232L230 237L233 239L234 238ZM143 237L145 238L144 235H143ZM237 238L235 237L233 244L235 243L236 240H238V241H239V239L242 240L241 237H239L238 239ZM249 238H250V236L248 237V239ZM193 239H195V237ZM175 240H177V239H175ZM169 241L170 240H168V242ZM253 241H255V240H253ZM179 243L180 242H178L177 245L176 244L174 245V248L176 251H178L177 250L178 248H181L180 247L181 245L179 246ZM230 243H232V242H230ZM225 244L230 247L229 242L225 243ZM236 244L239 245L238 242H236ZM92 245H94V244H92ZM184 245H186V244H184ZM187 245H188V243H187ZM112 247H113V244H112ZM196 247H197V245H196ZM66 248L67 247H65V249ZM174 248H173V250H174ZM164 249L166 250L167 248L165 247ZM76 250H77V248H76ZM167 250H169V249H167ZM167 250L165 252L163 251V254H162L163 256L161 257V260L158 262V264H165V262L169 259V256H172L170 254L174 253V252L169 253V251H167ZM82 252H85V251H82ZM113 253H114L113 249L108 250L104 259L99 261L97 264H109V261L112 260L111 254H113ZM198 254L200 255V253H198ZM260 255H262V252ZM260 258H261V256L259 257V260H260ZM0 264H2V263H0ZM258 264H264V248H263L262 258L260 261H258Z\"/></svg>",
  "mask_w": 264,
  "mask_h": 264
}]
</instances>
